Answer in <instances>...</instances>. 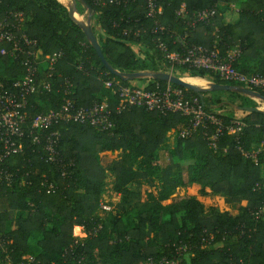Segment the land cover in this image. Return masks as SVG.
<instances>
[{
    "label": "trees",
    "instance_id": "obj_1",
    "mask_svg": "<svg viewBox=\"0 0 264 264\" xmlns=\"http://www.w3.org/2000/svg\"><path fill=\"white\" fill-rule=\"evenodd\" d=\"M82 1L87 7L79 1L83 11L77 9V12L92 13V30L113 68L123 74L137 72L139 58L135 47L148 49L160 64L150 32L154 19L146 17L145 0L129 7H100L94 0ZM158 2L163 6L158 21L169 29L165 38L171 49L180 47L178 42H173L176 33L185 32V25L176 16V10L184 2L191 12L214 6L218 10L214 24H198L190 32L186 37L189 43L211 46L217 41L225 50L241 42L244 55L254 57L264 49V0ZM232 3L239 5V20L225 23L219 5ZM1 7L3 12H23L25 31L37 41L39 87L29 97V119L37 113L58 109L65 82L69 80L74 86L72 97L77 105L89 106L107 97L115 123L107 132L97 131L88 124H71L62 131V160L73 163L67 176L62 175L60 163L47 161L43 145L34 144L26 131L23 153L4 162L14 172V181L0 190V235L6 239L15 261L31 254L43 262L57 264H143L150 256L171 255L178 246H185L182 264H264V213L260 217L253 215L264 209L261 167L264 153L258 161L245 157L238 149L236 136L231 134L220 137L217 151L209 146L201 129L188 138L177 135L169 163L160 173L162 187L174 189L197 183L223 195L227 203L246 201L245 206L240 214L233 216L215 207L207 211L194 196L165 205L156 199L141 202L143 180L152 183L156 152L167 133L172 129L179 132L188 126L189 119L179 113L162 115L144 108L117 111L116 98L105 88L104 79L121 84L130 81L105 68L75 16L59 0H2ZM142 26L148 31L138 33ZM125 29L131 33L124 35ZM55 54L59 55L51 70L45 57ZM240 64L241 61L238 66L246 73L264 72V63L252 71L242 69ZM186 70L189 76H209L217 83L236 86L202 70ZM0 72L2 78L14 80L22 76L23 68L18 61L3 56ZM47 82L52 83L50 91L43 89ZM184 89L189 95L201 98L207 111L216 112L211 90ZM256 90L264 96V88ZM238 105L244 111L241 120L246 124L241 141L248 149L264 141V110L248 111L240 102ZM220 115L227 121L236 118L233 114ZM118 150L140 158L144 167L135 170L127 157L114 159L106 166L101 164V152ZM187 155L192 161L184 163L182 160ZM107 171L114 176V190L122 194L123 203L134 199L138 203L134 221L127 222L122 216L113 218L111 235L106 233L103 222L101 229H95L100 225L96 212ZM43 176L54 181L58 188L46 190L41 185ZM75 226H84L88 233L78 243L73 237ZM72 244L73 252L63 256Z\"/></svg>",
    "mask_w": 264,
    "mask_h": 264
},
{
    "label": "built area",
    "instance_id": "obj_2",
    "mask_svg": "<svg viewBox=\"0 0 264 264\" xmlns=\"http://www.w3.org/2000/svg\"><path fill=\"white\" fill-rule=\"evenodd\" d=\"M138 0H94L100 6L129 7ZM146 17L154 19V25L150 32L153 34L152 41L157 51V59L163 68V72L174 74L178 69L202 70L213 77L225 82L234 83L236 86L248 88L254 91L264 88V72L246 73L239 68V63L244 55L241 42L223 50L217 41L211 46L189 43L187 36L198 24H214V18L218 14L217 7H205L192 12L187 9L186 3H182L176 10V16L185 25L184 34H177L178 49H171L166 41L165 35L169 29L158 21V16L163 13V6L158 0H145ZM2 0H0V61L3 56L18 61L23 68L21 77L14 80L2 78L0 72V190L3 186L11 185L15 174L4 166V162L11 156L19 155L24 151V139L28 130V137L34 144L43 145L47 153V161L60 163L62 175L67 176L68 167L72 162L64 163L61 157L60 145L62 131L71 124H88L97 131H110L115 126L112 118V109L108 98L96 101L92 105H77L72 97L74 86L66 80L62 104L58 109H50L46 112L35 114L29 119L27 108L29 97L38 89V59L39 54L35 50L37 41L28 37L24 28L25 16L20 11H2ZM239 11V9H236ZM137 21V20H136ZM216 27V26H215ZM147 32L148 28L142 26L137 32ZM217 30V27H216ZM136 32V33H137ZM131 33L129 29L124 30V35ZM59 54L46 55L49 69L53 70L56 58ZM98 74H102L98 72ZM51 76V74H48ZM143 85L134 80L128 84L114 82L112 79H104L105 88L111 90L116 98L115 108L117 111H128L134 108H144L155 111L162 115L179 113L189 119V124L183 127L177 135L188 138L202 130L204 138L209 146L217 151L218 140L222 135H235L238 149L245 157L258 161L259 156L264 153V141L246 149L241 141L244 136L246 124L241 117L229 121L224 120L220 113L209 112L205 109L201 98L189 95L185 87L176 85L169 81L164 83L158 79L146 77L142 79ZM51 82L43 85V89L50 91ZM41 185L48 191L58 188L54 181L43 176ZM21 184L24 180H21ZM104 205L100 203L99 207ZM264 209L253 212L260 217ZM102 226V225H101ZM100 225L95 228L99 230ZM76 227V226H75ZM84 233L77 234L73 231L75 243L83 241L88 236L84 226H78ZM209 237H212L211 235ZM73 244L64 250L63 256L73 252ZM185 246H178L175 253L161 257L150 256L143 264H182V253ZM7 241L0 235V264H57L37 259L34 255H23L20 260L15 261L11 256ZM84 256L81 258L83 259Z\"/></svg>",
    "mask_w": 264,
    "mask_h": 264
},
{
    "label": "rangeland",
    "instance_id": "obj_3",
    "mask_svg": "<svg viewBox=\"0 0 264 264\" xmlns=\"http://www.w3.org/2000/svg\"><path fill=\"white\" fill-rule=\"evenodd\" d=\"M63 3L68 9H72L71 0H59ZM76 10L83 11V6L79 1H76ZM223 10H229L227 7H221ZM232 10V9H230ZM233 11V10H232ZM229 13V11L225 12ZM88 12L84 11L81 14H77L79 20L83 23H86L85 18H87ZM225 20H228V16ZM135 51L138 55V64L137 69L138 71H150V72H160L163 71L162 66L157 64L154 59L151 57L150 51L145 48L139 49L135 47ZM261 51H264L262 49ZM251 67V66H250ZM252 71V68H249ZM189 71L186 69H178L174 71L173 75L181 77L183 79L189 80L193 83H205L206 80L198 79L197 77H189ZM191 78V79H188ZM138 84L143 85L144 81L140 78L135 79ZM212 83H217L214 80L211 81L210 86ZM259 92V91H258ZM211 94L213 99L215 100L213 109L218 113L224 114H233L236 117H241L244 114L243 109H240L238 103L244 107H258L264 110V100L250 94H246L242 91L237 89L232 90H211ZM177 140V131L170 130L167 133V138L163 145L158 149L154 158V173L151 177V181L143 180L141 186V196L140 201L145 202L149 199H156L160 200L162 204H168L172 202H182L186 197L194 196L196 198L201 199L202 203L205 205V209L207 211L210 210L211 207H215L222 212H227L230 215L236 216L240 214L243 207L246 204V201L242 203H235L230 204L225 201V197L221 194L212 193L209 188H202L200 185L195 187L191 185L179 186L174 189L164 188L162 187V182L160 177L161 170L169 163L170 160V153L173 150V147L176 144ZM120 157H127L130 165L136 170L141 169L144 167V164L141 162L140 158L134 157L129 153L118 151H104L99 154V158L101 164L106 166L109 162L114 159H118ZM176 160H178L175 157ZM184 163L192 161L191 158L187 155L183 160ZM262 173L264 175V163L262 164ZM107 178L103 185V190L100 198V203L104 206L99 207L96 215L99 217L100 226L102 222L106 227V233H110L113 227V218L115 216H122V218L127 221L131 222L134 221L135 215L137 213V200L134 199L132 202H125L123 203L122 194L116 192L114 190V176L107 171ZM134 186V185H133ZM139 201V200H138ZM103 226V225H102ZM101 226V227H102ZM101 229V228H100ZM74 233L83 234L84 232L81 231V228L76 226L74 227ZM113 236V235H112ZM154 237V234H152ZM151 239L153 240V238ZM35 238L33 239V243L35 242Z\"/></svg>",
    "mask_w": 264,
    "mask_h": 264
},
{
    "label": "water",
    "instance_id": "obj_4",
    "mask_svg": "<svg viewBox=\"0 0 264 264\" xmlns=\"http://www.w3.org/2000/svg\"><path fill=\"white\" fill-rule=\"evenodd\" d=\"M76 1L77 0H71L72 9H69V10L75 16L76 21L80 24L82 29L87 34V37H88L91 45L93 46V48L98 53L103 65L111 73L118 74L126 80H135V79L142 78V77H150V78H155L158 80L169 81L171 83H174L176 85H179V86H182V87H185L187 89L194 90V91H203V90H227L228 91V90H232V89H237V90L242 91L246 94L254 95V96H257V97L264 100V96L260 92L254 91V90H251L248 88L239 87V86H232L229 84H221V83H212V85L210 87L202 88V87H200V86H198L192 82L184 80L181 77H178L176 75H173V74L168 73V72H163V71H160V72L137 71V72H132V73H124V74L120 73L115 68H113V66L109 63V61L106 59V57L103 54V51L101 49V46H100L99 41L97 39V36L94 34V32L92 30V26H91L92 13H88L86 23H83L81 20H79L76 17V15L78 14V12L76 10V5H75ZM79 1L84 5V7H87L86 3H84L82 0H79ZM101 32H103V31L101 30ZM201 97H202V95H201ZM244 109L248 110V111H263L262 109H260L258 107H244Z\"/></svg>",
    "mask_w": 264,
    "mask_h": 264
},
{
    "label": "crops",
    "instance_id": "obj_5",
    "mask_svg": "<svg viewBox=\"0 0 264 264\" xmlns=\"http://www.w3.org/2000/svg\"><path fill=\"white\" fill-rule=\"evenodd\" d=\"M220 8L221 7H227L229 8V10H226L227 12L229 11V13H225L226 11L222 9V17H223V22L225 23H236L238 20H239V11H237L236 9H239V5L238 3L234 4H229V5H225V4H220L219 5ZM232 9V10H230ZM228 16V20H225L226 17ZM261 63H264V51H260V54L258 56H252V55H249V54H245L243 59L241 60V64H240V67L242 69H249V68H252L253 70H257L259 69ZM244 66V67H243ZM251 66V67H250ZM189 77H197L198 79H203V80H206L205 83L201 82V83H194L202 88H208L210 87V83L212 81V78L209 77V76H189ZM188 79H191V78H188ZM174 131V129H172ZM171 130V131H172ZM191 186L195 187L197 185H200V184H197V183H193V184H190ZM200 187H202L200 185ZM208 187H206L207 189ZM210 189V188H209ZM198 200L201 201V199L197 198ZM202 202V201H201Z\"/></svg>",
    "mask_w": 264,
    "mask_h": 264
},
{
    "label": "bare ground",
    "instance_id": "obj_6",
    "mask_svg": "<svg viewBox=\"0 0 264 264\" xmlns=\"http://www.w3.org/2000/svg\"><path fill=\"white\" fill-rule=\"evenodd\" d=\"M77 16V15H76ZM79 19V18H78ZM184 80H186V79H184ZM186 81H189V80H186ZM189 82H191V81H189ZM193 83V82H192Z\"/></svg>",
    "mask_w": 264,
    "mask_h": 264
}]
</instances>
